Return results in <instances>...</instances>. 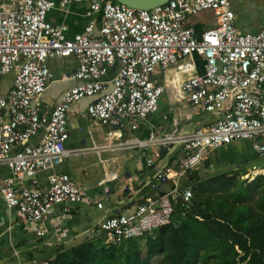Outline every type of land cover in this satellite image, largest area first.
Wrapping results in <instances>:
<instances>
[{
  "label": "built area",
  "instance_id": "obj_1",
  "mask_svg": "<svg viewBox=\"0 0 264 264\" xmlns=\"http://www.w3.org/2000/svg\"><path fill=\"white\" fill-rule=\"evenodd\" d=\"M82 1L88 22L81 33L67 37L65 25L48 22L49 12ZM232 1L170 0L134 9L105 0H0V80L12 75L10 89L0 94V170L11 173L0 179V195L21 216L24 229L34 227L43 236L40 224L54 206L69 214L71 205L90 200L67 174L49 175L46 187L36 178L69 156V110L84 98L92 99L86 114L107 129L108 141L121 140L155 114L168 85L191 107L217 116L188 135L151 133L120 144L142 149L146 168L163 164L151 195L97 224L91 238L104 235L107 245L151 234L170 223L177 205L188 208L194 183L182 180L211 168V151L249 141L257 158L264 157V27L242 33ZM204 11L212 13L214 24L196 35L188 18ZM70 57L78 62L72 76L78 84L42 113L40 99L53 79L47 62ZM158 75L164 85L156 83Z\"/></svg>",
  "mask_w": 264,
  "mask_h": 264
},
{
  "label": "crops",
  "instance_id": "obj_2",
  "mask_svg": "<svg viewBox=\"0 0 264 264\" xmlns=\"http://www.w3.org/2000/svg\"><path fill=\"white\" fill-rule=\"evenodd\" d=\"M87 7L83 1L72 3L65 11L49 12L47 20L52 25H65L67 37H72L81 33L88 22ZM232 7L236 15V26L242 33L254 34L264 27V0H233ZM248 9L255 10L252 18L246 16ZM202 14L188 18V24L196 35L214 24L211 12ZM94 19L97 31L101 17L96 15ZM77 63L74 57L48 60L53 79L40 99L42 113L50 112L61 95L78 84L77 80L72 79ZM155 81L164 85V77L161 75L155 76ZM11 84L12 75L4 76L0 80V94H6ZM163 94V98L160 97L158 101L157 112L141 121L137 130H126L119 141H108L107 129L96 125L87 116L86 108L91 98H84L70 107L68 139L65 142L69 156L58 166L38 172L36 178L42 187H46L49 175L67 174L86 192L90 200L71 205L69 214L63 213V206H54L40 224L44 235L36 236L35 228L24 229L21 216L16 210L7 208L0 195V264H49L60 250L75 248L88 240H94L91 238L92 232L105 217L115 212L132 210L135 204L153 193L151 185L157 184L155 176L163 163L157 162L153 168H146L142 149L127 148L120 144L135 139L145 140L151 133L158 136L167 133L188 135L195 127L206 125L217 118L214 114L191 107L185 99L178 98L176 90L169 85L164 88ZM39 140L37 136L32 143L37 144ZM251 145L249 141H241L211 151V169L214 165L224 166L235 162H249L246 166L251 168L261 165L264 157L257 158ZM152 150L154 147L150 148L149 153ZM163 153L166 156L172 154L171 151ZM260 159L263 162L258 161ZM208 169H203L201 175L206 176V172H210ZM9 177L11 173L2 168L0 179ZM22 184L27 186L28 179H24ZM169 187L167 184L163 189L168 190ZM95 201L103 204L101 210L96 208ZM98 238L105 240L104 235Z\"/></svg>",
  "mask_w": 264,
  "mask_h": 264
},
{
  "label": "trees",
  "instance_id": "obj_3",
  "mask_svg": "<svg viewBox=\"0 0 264 264\" xmlns=\"http://www.w3.org/2000/svg\"><path fill=\"white\" fill-rule=\"evenodd\" d=\"M227 176L187 175L194 183L188 208L177 205L153 235L120 245L88 240L49 264H264V177L247 183Z\"/></svg>",
  "mask_w": 264,
  "mask_h": 264
},
{
  "label": "rangeland",
  "instance_id": "obj_4",
  "mask_svg": "<svg viewBox=\"0 0 264 264\" xmlns=\"http://www.w3.org/2000/svg\"><path fill=\"white\" fill-rule=\"evenodd\" d=\"M204 12H209V11H204ZM252 12H255V10H253V9L249 10L248 9V11L246 12V16L252 18V16H253ZM199 15L200 16L203 15L202 12ZM163 96H165V93L163 94ZM162 98L163 97H161V99ZM263 160L260 159L258 161L263 162ZM242 164L239 165L238 162H235L233 164H228V165H224V166L214 165L212 169L211 168L208 169V170H210V172H206L207 173L206 176L210 177V176H218L221 174H228V176H227L228 178H234L235 180H239V181H246L247 183L251 182L252 180H254L258 176L264 177V173H262L264 169H259L258 166H256L255 169L253 167L252 168L248 167V169L246 170V173L243 175L241 173V171H237V165L242 166ZM243 165L244 166L249 165V162L245 163ZM201 172H202V170H200L198 174H201ZM185 182H186V179H183L182 183L184 185H185ZM151 235H153V233ZM139 264H147V262H140ZM152 264H156V262H154Z\"/></svg>",
  "mask_w": 264,
  "mask_h": 264
},
{
  "label": "water",
  "instance_id": "obj_5",
  "mask_svg": "<svg viewBox=\"0 0 264 264\" xmlns=\"http://www.w3.org/2000/svg\"><path fill=\"white\" fill-rule=\"evenodd\" d=\"M118 4L125 5L134 9H153L163 5L170 0H113Z\"/></svg>",
  "mask_w": 264,
  "mask_h": 264
},
{
  "label": "flooded vegetation",
  "instance_id": "obj_6",
  "mask_svg": "<svg viewBox=\"0 0 264 264\" xmlns=\"http://www.w3.org/2000/svg\"><path fill=\"white\" fill-rule=\"evenodd\" d=\"M256 163V162H255ZM240 165V164H239ZM248 169V166H244V165H242V166H238L237 165V171H241V170H247Z\"/></svg>",
  "mask_w": 264,
  "mask_h": 264
}]
</instances>
